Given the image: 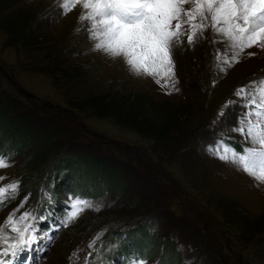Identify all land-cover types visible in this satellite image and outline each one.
I'll return each mask as SVG.
<instances>
[{
  "label": "rangeland",
  "instance_id": "374dc122",
  "mask_svg": "<svg viewBox=\"0 0 264 264\" xmlns=\"http://www.w3.org/2000/svg\"><path fill=\"white\" fill-rule=\"evenodd\" d=\"M1 2L11 6L0 9V154L10 165L0 186L16 180L19 190L0 203V226L10 214L37 217V240L13 264H264V183L206 150L221 138L248 143L231 130L243 109L225 104L264 78V49L221 71L216 57L230 55L221 36L182 37L165 86L95 50L82 5ZM10 22L25 30L13 34ZM101 96L142 123L97 109ZM154 119L158 129L146 124ZM76 197L94 207L65 223Z\"/></svg>",
  "mask_w": 264,
  "mask_h": 264
},
{
  "label": "snow or ice",
  "instance_id": "6c2138e0",
  "mask_svg": "<svg viewBox=\"0 0 264 264\" xmlns=\"http://www.w3.org/2000/svg\"><path fill=\"white\" fill-rule=\"evenodd\" d=\"M80 5L85 13L79 19L88 22L87 31L95 50L113 59H123L135 75L152 77L157 84L165 79V86L175 77L172 52L182 37L192 44L198 34L208 29L221 36L230 53L223 59L216 57L226 66L221 71L238 62L245 49L253 46L264 49V0H61L59 6L66 12ZM234 95L237 99L226 101L225 106L239 104L243 111L231 130L243 135L248 143L236 149L221 138L206 146V150L233 163L258 183H264V78L237 88ZM9 166L7 158L0 154V169ZM4 179L0 177V181ZM18 190L16 180L0 186V203L6 202V197L14 198ZM93 207L86 199L74 198L65 223ZM36 219L27 211L19 216L10 214L5 219L0 226V264H13L22 252L31 248L37 240ZM94 243L90 242L88 247ZM130 264L149 262L137 258Z\"/></svg>",
  "mask_w": 264,
  "mask_h": 264
},
{
  "label": "trees",
  "instance_id": "16d2710c",
  "mask_svg": "<svg viewBox=\"0 0 264 264\" xmlns=\"http://www.w3.org/2000/svg\"><path fill=\"white\" fill-rule=\"evenodd\" d=\"M2 0H0V9H3V8H5V7H7V6H11V4L10 3H5V4H3L2 5V2H1ZM6 1V0H5ZM10 2H12V1H10ZM14 14H16V12H14ZM20 16H22V15H20ZM23 19V18H22ZM18 22V21H17ZM25 23V21H22V22H19V24H24ZM19 24H16V23H14V22H10V24H8V27L10 28V32H12L13 34H22V31L23 30H25V26H24V28H23V26L22 25H19ZM137 95H139V94H137ZM101 99L103 100V101H101V100H98L97 101V103H96V106H97V109H99V110H101V111H103V112H105V111H109V109L111 110V114H112V116H114V117H116L117 119H118V121H120V122H124V121H122V120H127V118H128V116L131 114V116H133L132 118H134V120H136V121H141V123H142V121H143V116L142 117H137L136 115H134L133 113V111H134V109H133V111L131 110H128V108H125L124 106H120V107H112L111 106V103L110 102H108V101H105L104 99H103V97L101 96ZM137 105V103L135 104V106ZM110 106V107H109ZM96 109V110H97ZM166 107H164V113H165V118H163V124H166L167 123V121H165V120H167V118H170V116H168V114L170 115V111H168V109H166ZM120 117L122 118L121 120H120ZM138 118V119H137ZM129 120V119H128ZM132 121V120H131ZM157 120L156 119H154V120H152V122L150 123V122H148V123H146L149 127H152V126H156L157 127V129L161 126V120H158V123H159V125H157ZM172 122V121H171ZM172 124V123H171ZM174 124V123H173ZM172 127V126H171ZM170 127V128H171ZM135 129H137L138 131H140V132H143L145 135H148V136H150V137H167V133H158V134H156V132L154 133V131H148V130H144V129H142L140 126H135L134 127ZM160 130H162V129H160ZM159 135V136H158ZM40 147H39V149H38V153H35V154H33V159H37V158H39V156H40V158L42 159L45 155H46V153L45 152H47V150H48V146H47V141L45 140L44 142H41L40 143V145H39ZM178 252V251H177Z\"/></svg>",
  "mask_w": 264,
  "mask_h": 264
},
{
  "label": "water",
  "instance_id": "95a60500",
  "mask_svg": "<svg viewBox=\"0 0 264 264\" xmlns=\"http://www.w3.org/2000/svg\"><path fill=\"white\" fill-rule=\"evenodd\" d=\"M95 134H97V133L95 132Z\"/></svg>",
  "mask_w": 264,
  "mask_h": 264
}]
</instances>
